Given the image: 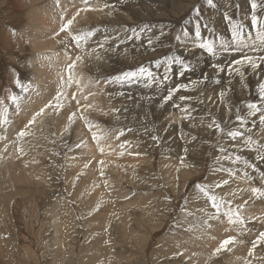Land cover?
<instances>
[{"label": "rangeland", "instance_id": "rangeland-1", "mask_svg": "<svg viewBox=\"0 0 264 264\" xmlns=\"http://www.w3.org/2000/svg\"><path fill=\"white\" fill-rule=\"evenodd\" d=\"M96 1L61 41L71 62L84 64L91 97L101 100L84 115V97H70L88 138L98 154L118 153L109 163L119 175L105 165L96 170L105 204L92 209L82 199L84 174L69 166L80 150L72 128L61 133L47 111L13 113L33 81L22 39L27 6L0 0V129L21 130V138L34 132L19 156L21 172L44 185L17 186L10 198L1 182L7 224L0 222V264H21L24 249L35 263L23 264H53L52 247L44 251L51 209L64 218L57 249L65 264H196L178 262L179 241L204 248L210 264H228L234 244L244 249L239 264H264V0ZM177 56L191 70L176 78L173 66L164 80L155 62ZM142 67L154 78H125ZM32 117L39 128H30ZM34 202L44 226L37 245L21 221ZM256 206L260 220L245 215ZM213 222L225 236L209 247L202 241L212 239Z\"/></svg>", "mask_w": 264, "mask_h": 264}, {"label": "bare ground", "instance_id": "bare-ground-1", "mask_svg": "<svg viewBox=\"0 0 264 264\" xmlns=\"http://www.w3.org/2000/svg\"><path fill=\"white\" fill-rule=\"evenodd\" d=\"M10 1L12 0H6L7 4H9ZM94 1L17 0V3L24 2V5L27 6V12L25 13L26 26L22 33V39L28 44L29 49L31 50L29 66L32 70L33 81L30 85L28 93L25 95L22 101H20L18 106L13 109L14 115L20 119L21 117L25 116L28 117L36 111H47L50 113V115H52V117H54L56 124L63 126L61 133H65L68 127L72 128L74 136L76 134V143H78L80 146V150L77 152L76 163H69V166L75 165L77 171L84 174L80 185V189L82 190V199L87 201L91 205L92 209H95L98 204V206L105 204V193L101 191L102 185L96 179V170H100L105 165L119 175L118 171L113 169V166L109 163L113 160V157L111 158L110 155L118 153L114 152L112 149L107 150V148H105V151L107 152L106 154L109 155L108 157H106L107 155L104 154H98V150L96 148L97 146H95L88 138L85 132L84 124L82 123L83 117L80 118V114H76V108H78V106H75L72 102H76V100L78 102L81 97H84L85 104L79 106L78 110L80 109L84 115H87V113L93 109V106H96L95 103L101 104V100L95 99V101L91 97L92 87L87 78H85L86 74L83 72L85 67L84 64L81 63V61L71 62L73 58L72 51L70 50L72 49L69 47V50L68 45L61 41H65L69 38L67 37L66 32L68 31L69 33L70 28L72 30L75 25L79 24L81 15L87 13L86 10L92 7ZM17 3L15 2L16 5H14L13 8L11 7L10 14L14 15L18 12L19 7ZM95 5L96 7L98 6L97 3H95ZM61 29L65 30L62 31ZM75 48V53L80 50H77V47ZM73 92L74 94H72ZM73 95L76 100L74 99L71 102L70 97H73ZM31 119L32 121L30 128H32V130L34 128H39L42 125L39 118L32 117ZM12 130L13 127L11 126H3L2 129H0V191L3 190L2 196H4L5 191L3 184L1 183L3 182L7 189L13 193L10 198H13L19 194L18 190L16 189L17 186L24 185L28 186L29 188L31 186H36L37 190L39 186H44L43 183H41V180L32 175L27 176V174L21 172V168L23 166L21 165V158L19 156L21 155V151L28 147L30 142V144H32L36 140V137L32 135L34 132H24L21 138V130H19V128V131L14 132L19 133L20 136L17 135L15 137ZM25 138V142L21 144V140ZM100 146L101 148L105 147L104 143L102 142H100ZM17 148L20 149L19 153L16 151ZM70 171L71 170H68V174L73 173ZM36 193L37 192L33 194L35 195L34 197H36ZM26 207L28 208H25L27 210H25L26 212L21 218V221L24 222L22 225H24V227L27 229L26 233L28 234V242L31 244V240L28 238L29 236H35L37 245L42 238L40 236V229L44 228V226H38L39 224H43L41 223V220L39 219L40 216L36 211L39 209V207L37 202L31 203L30 206ZM261 210H264V207ZM261 210L260 206L249 207L245 215L251 218L256 216V218L260 220ZM59 215L60 214L55 210L52 212V209L51 212L46 215L49 216L48 223L49 227L51 228L49 238L51 245L46 244V249L44 251L48 252V249L52 247L53 256L50 258V263L53 264H65V261L67 260V255H64L62 258H60V255L58 254L59 250L57 249V246L59 247L60 242H62V234L64 230V218L62 216L59 217ZM0 222L7 224L5 219V207L1 201ZM212 225V230L210 231V235H208L212 237V239L204 238L202 241L203 245H207L209 247L214 245L215 242L223 239L225 236L223 233V226H220L216 222H213ZM226 226L228 225L226 224ZM97 228H99V225L96 224V229ZM93 230H95V228ZM195 237L197 236L195 235ZM95 243L99 245L98 243H100V241H95L91 245L93 246ZM183 243L184 242L179 241L178 251L173 252V254L180 257V260L178 259L179 261L176 259L179 263H211L212 260L210 259V253L204 250V248L197 247V244L192 242H187L186 244L184 243L185 245ZM22 245H24V243ZM22 252V257H24L25 261L23 260L21 264L24 262L35 263L33 259H31L32 255L31 257L28 256L27 250L24 249ZM243 253L244 249L242 248V245L234 244L229 251V254H227L228 258L226 263H241L240 258L243 256ZM68 256H70V253H68ZM77 263L80 264L81 262Z\"/></svg>", "mask_w": 264, "mask_h": 264}, {"label": "snow or ice", "instance_id": "snow-or-ice-1", "mask_svg": "<svg viewBox=\"0 0 264 264\" xmlns=\"http://www.w3.org/2000/svg\"><path fill=\"white\" fill-rule=\"evenodd\" d=\"M208 5L213 6V0H208ZM197 15H199V9H196ZM163 67V79L167 80V78L170 76L173 70V66H178L180 68V71L176 73V78L182 77L185 72L190 71L191 69L184 65L180 59L179 56H177L175 59L172 57H168L166 61H157L155 62V68L156 69H161V66ZM156 76L157 73L155 74ZM125 78L131 76L134 79H142L145 81H148L150 78H154V73L150 68H144L142 67L141 69L138 70L136 73H125L124 74ZM119 79V77L117 78ZM179 90V87L177 88V91ZM171 98V93L169 94V99Z\"/></svg>", "mask_w": 264, "mask_h": 264}]
</instances>
